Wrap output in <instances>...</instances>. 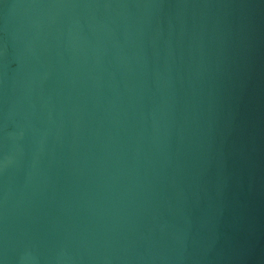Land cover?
<instances>
[{
	"label": "water",
	"instance_id": "water-1",
	"mask_svg": "<svg viewBox=\"0 0 264 264\" xmlns=\"http://www.w3.org/2000/svg\"><path fill=\"white\" fill-rule=\"evenodd\" d=\"M0 264H264V0H0Z\"/></svg>",
	"mask_w": 264,
	"mask_h": 264
}]
</instances>
